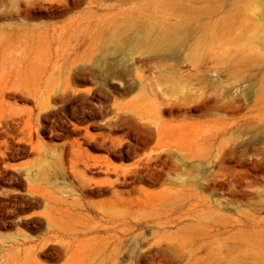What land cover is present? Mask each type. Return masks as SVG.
<instances>
[{"label": "rangeland", "instance_id": "374dc122", "mask_svg": "<svg viewBox=\"0 0 264 264\" xmlns=\"http://www.w3.org/2000/svg\"><path fill=\"white\" fill-rule=\"evenodd\" d=\"M0 264H264V0H0Z\"/></svg>", "mask_w": 264, "mask_h": 264}]
</instances>
